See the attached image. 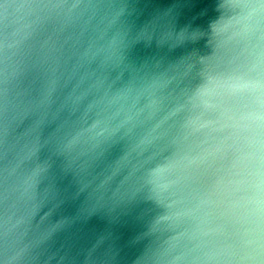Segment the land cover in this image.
<instances>
[{
	"label": "clouds",
	"instance_id": "9594fccd",
	"mask_svg": "<svg viewBox=\"0 0 264 264\" xmlns=\"http://www.w3.org/2000/svg\"><path fill=\"white\" fill-rule=\"evenodd\" d=\"M198 2L0 0V264H115L83 221L133 208L135 264H264V0ZM53 147L80 215L45 211Z\"/></svg>",
	"mask_w": 264,
	"mask_h": 264
},
{
	"label": "water",
	"instance_id": "95a60500",
	"mask_svg": "<svg viewBox=\"0 0 264 264\" xmlns=\"http://www.w3.org/2000/svg\"><path fill=\"white\" fill-rule=\"evenodd\" d=\"M192 5L191 14H196L203 6L198 0H188ZM176 4L183 8L184 0H138L137 6L144 9L138 18V23H142L149 18V14L157 9L171 7ZM215 15V13L213 14ZM144 49L138 45L133 49L134 55L143 54ZM118 149L113 150V155ZM42 159L48 161L47 179L44 186L48 188V203L45 211L52 209L51 219L57 220L61 217L77 216L82 214L85 207V196L78 193L77 185L72 177L64 171L62 157L56 154L54 147L46 148L42 151ZM139 209L133 208L119 225H110L106 217L95 213L87 216L83 221V232L78 239L79 245L90 244L95 236L93 230L110 228L116 237L117 258L115 264H135V260L141 255L147 243L145 239H139L141 234L146 231V224L138 220ZM65 241L63 233L57 236V246Z\"/></svg>",
	"mask_w": 264,
	"mask_h": 264
}]
</instances>
